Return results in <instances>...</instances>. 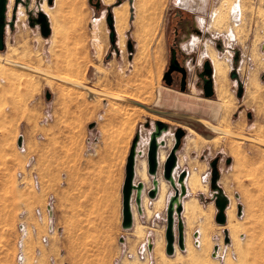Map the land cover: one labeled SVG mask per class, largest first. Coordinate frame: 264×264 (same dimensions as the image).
Returning a JSON list of instances; mask_svg holds the SVG:
<instances>
[{
    "label": "rangeland",
    "instance_id": "1",
    "mask_svg": "<svg viewBox=\"0 0 264 264\" xmlns=\"http://www.w3.org/2000/svg\"><path fill=\"white\" fill-rule=\"evenodd\" d=\"M16 1L11 4L8 21L13 19ZM23 1L18 4L13 26L5 27V48L0 56L51 70L56 76L71 72L92 89L218 125L215 120L222 112L217 103L219 94L215 91L208 102L196 75L209 44L217 57L230 60L224 82L233 107L229 121H243L246 129L241 134L264 137V0H188L187 8L179 4L180 0H100L99 9L95 7L97 0L94 4L90 0H53L51 5L49 0ZM141 4L145 8L140 20L137 7ZM237 5L243 11L238 26L233 16ZM123 6L128 9V19L123 31L118 32L114 12ZM220 8L226 10V16L218 25L213 15ZM40 13L50 22L48 38L42 35ZM178 28L189 69L186 92L166 82L172 81L166 73ZM236 52L240 53L239 77L234 80L230 74ZM27 76L0 67V264L264 263V254H255L264 246V148L243 141L237 154L231 136V140L227 135L220 137L183 116L143 112L109 96L90 99L89 92L81 87L74 89L70 83L52 77L53 85L39 75ZM252 78L259 86L258 97L253 93ZM240 84L242 98L238 96ZM210 91L208 82L207 95ZM158 122L167 130L156 138L177 160L173 182L164 179L171 184L167 199L163 203L150 201L151 188L140 212L134 192L131 208L138 211L134 227L111 232L114 226L111 203L105 196L110 185L106 179L113 165L122 164L125 154L130 153L136 135L152 139ZM91 125L95 127L91 129ZM167 133L176 138L171 151L164 138ZM20 138H24L21 147ZM111 144L121 151L104 152L103 147ZM181 161L183 167L179 166ZM125 162L127 166L128 159ZM184 171L186 177L192 173V180L198 182L189 189L185 186L181 202L182 209L184 200L189 202L192 211L183 209L180 218L175 213L170 224L169 198ZM147 174L150 176L149 169ZM134 182H141L136 175ZM246 184L258 189L263 202L256 216L248 214L239 219L236 193L244 194L252 210L258 206ZM219 190L230 201L225 225L216 220ZM180 229L185 238L183 251L178 247ZM200 230L203 247L197 238ZM224 231H229L231 244ZM171 238L177 250L169 256L166 247ZM148 241L150 258L140 261L137 252ZM218 245L223 258L214 259Z\"/></svg>",
    "mask_w": 264,
    "mask_h": 264
},
{
    "label": "water",
    "instance_id": "2",
    "mask_svg": "<svg viewBox=\"0 0 264 264\" xmlns=\"http://www.w3.org/2000/svg\"><path fill=\"white\" fill-rule=\"evenodd\" d=\"M9 1L10 0H0V51H4V48H5V43L3 42V38H4V34H5V30H6V25H10V26H13L14 24V21L16 20V11H17V8H18V4L20 2L24 3L23 0H17L16 1V4H15V7H14V10H13V13H14V16H13V19L11 21H8L7 20V10H8V5H9ZM90 2L92 4H94V0H90ZM53 3V0H49V4L51 5ZM102 5V2L100 0H97L96 4H95V7L96 8H100ZM110 19V23H111V20H112V15H110L109 17ZM38 22L40 24V27H42V35L43 37L45 38H48V36L51 34V26H50V22L48 20V17L46 16V14L44 13H40L39 14V18H38ZM172 51V55H171V60H170V65L173 66V65H178L177 63V58H176V51L175 50H171ZM238 55H239V52H237V56H236V59L235 61L237 62L238 60ZM5 65H11V66H15L16 68H19V69H25L26 71H31L33 73H37V74H40V75H43V76H47V77H52L54 79H57L61 82H67V83H70V84H73L77 87H81L83 89H85L86 91H88L89 93L91 94H96V95H101V96H104V97H110V98H115L119 101H124V102H127V103H130V104H133L135 106H140L142 107L143 109L149 111L150 113H155V114H159V115H163V116H175V117H185L191 121H194V122H198L200 124H202L203 126L207 127V128H217L216 125L212 122H208L207 120L203 119V118H200V117H193V116H190V115H185V114H178V113H173V112H164V111H161L159 109H156V108H151L147 105H144L140 102H135L133 100H130L129 98H126V97H120V98H117L118 96H115L113 94H106L104 92H101V91H98L96 89H92L88 86H85L83 85L82 83H74L72 81H69L67 79H62L60 78L59 76H56L52 73H46L44 71H41V70H37V69H32V68H28L26 66H23V65H15V64H12L8 61L4 62ZM206 70L208 71L207 76H210L211 75V66L210 64L208 63L206 65ZM172 71V68H170V70L167 72V74L170 75ZM231 78L234 79V80H237L238 79V73H236V71H234L232 74H231ZM166 80V78H165ZM184 80V79H183ZM167 84L168 85H171L172 84V81L169 82L167 81ZM208 82H210V93L209 95H206L207 98L211 97L212 95H214L213 93V90H212V80H208ZM207 82V83H208ZM207 88V87H206ZM182 90H185V80L183 82V85H182ZM238 96L240 98L243 97V86L242 84L239 85V91H238ZM249 118H251V115L249 114ZM157 124V131L154 132L153 136L151 137V141H150V145H149V155H148V159H149V174L151 176H156L157 175V172L159 170V167H158V159H157V150H158V146H159V142L157 140L156 137L160 136L161 133L164 131V130H167V126L165 125H162L160 124L159 122L156 123ZM95 126L94 125H91V129H93ZM209 128V129H210ZM217 133L219 134H222V135H227V136H231L233 138H236V139H242L246 142H249V143H256L262 147H264V141H261V140H258L256 138H252L250 136H247V135H244V134H241V133H234L232 131H228V130H223V129H217L216 131ZM135 140L133 141V144H132V147H131V150H130V156L128 158V163H127V176H126V180H125V187H124V191H123V197H124V203H123V211H124V216H123V223H122V226H123V229L124 230H127V229H131L133 228V223H134V214H133V211H132V208H131V202H132V199H133V193L136 192V195H135V200H136V204H137V207H138V211L141 212V207H142V200H143V191L145 189V185L143 182H140L139 184H135L134 180H135V175H136V158H137V149H138V146H139V135H136V137L134 138ZM180 141V138H178V142ZM19 143V146L21 147L23 145L22 143V140L20 139L18 141ZM176 163H177V160H176V157H175V154L172 153L169 157V160L168 162L164 165L165 167V170H164V178L165 180L169 181V180H173L172 179V173L173 171L175 170V168L177 167L176 166ZM185 177H186V172L184 171L180 177H179V182L180 184H183L185 181ZM217 179H215L216 181ZM154 187L153 189H151V191L148 192V196L151 198V199H155L157 197V194L159 192V181L155 178L154 179ZM173 182V181H172ZM186 194V187H185V184L182 185L181 187V190H178L176 189L175 191V194L173 197H171V199L169 200V205H168V214H169V223L171 224L172 223V219H173V216L175 213L178 214V216L180 217L182 215V212H183V209H182V206H181V201H180V198L181 197H184V195ZM230 203L229 201V198L226 197L224 194H222V191L219 190V194L217 196V201H216V206L217 208L219 209V213L216 217V220H217V223H220L222 225H225L227 222H226V210H227V206L228 204ZM239 208V211H238V216L240 217L242 215V208L238 207ZM180 240H179V243H178V247L180 250H184L185 249V238H183V232L182 230L180 229V236H179ZM228 241V240H227ZM218 249V247H215V251ZM175 252V244H174V239L171 238L168 240V244H167V247H166V253L171 256Z\"/></svg>",
    "mask_w": 264,
    "mask_h": 264
},
{
    "label": "bare ground",
    "instance_id": "3",
    "mask_svg": "<svg viewBox=\"0 0 264 264\" xmlns=\"http://www.w3.org/2000/svg\"><path fill=\"white\" fill-rule=\"evenodd\" d=\"M154 1V0H153ZM194 1V0H193ZM200 1V0H199ZM146 2H147V0H146ZM195 2V1H194ZM197 2V1H196ZM143 3V2H142ZM146 4L147 3H145V6H146ZM179 4L182 6V7H185V8H187L188 7V5H189V2H188V0H180L179 1ZM193 4V3H192ZM148 5V4H147ZM124 6H126V5H124ZM123 6V7H124ZM138 6V5H137ZM224 6V5H223ZM140 10H139V9ZM144 4H141V6H139V7H137V9L139 10V19L141 20V18H143V17H141V15L144 13ZM243 10V9H242ZM44 11H45V6H44ZM128 12V9H127V7H124V8H117V9H115V24H117V27H116V29L118 30V32L119 31H123V29L125 28V26H124V22H126V21H124L125 20V18H127L126 16H127V13ZM240 12H243V11H241V9H240V6L239 5H237V7L234 9V12H233V16H234V18H235V22L237 23V26H238V24L240 25V23H241V20H240V15H241V13ZM143 16V15H142ZM226 16V10H224V9H218L216 12H215V14L213 15V21H214V23L215 24H217L218 23V25L219 24H221V22H222V20H223V18ZM128 19V18H127ZM127 28V27H126ZM212 47H210L209 48V50H210V58H211V60H212V64H213V67H215L214 68V73H215V79H216V81H217V93L219 94V99H218V104L220 105V107H221V118L219 119V125H216V127L217 128H213L212 127V129L210 128H207L209 131L211 130V131H213V132H216L217 131V129L219 128V129H223V130H228V131H232V132H234V133H238L239 134V132L240 133H245V129H246V126H245V124L243 123V121H238V122H235V123H233V122H231V121H229V115H230V112L232 111V109H233V107H232V102L229 100V94L227 93V90H226V88H225V84H224V82H225V80H226V74H227V72H228V70H229V68H230V65L229 64H227L224 60H219L218 59V57H217V55H216V52L214 51V50H212L211 49ZM6 61H8V62H10V63H12V64H15V65H23V66H26V67H28V68H32V69H37V70H41V71H44V72H46V73H53L51 70H43V69H41L40 67H31L30 65H26V64H24V63H21V62H18V61H15V60H12L11 58H9V57H2V56H0V67H1V69H2V66L4 65V66H6V68L8 67V68H10V70L11 71H13L16 75H18V76H23V74H26V75H30V76H32V77H35V75H39L40 77H42V78H44V79H47L48 80V83L49 84H52L53 85V81H54V79H52L51 77L49 78V77H47V76H43V75H40V74H37L36 72L35 73H33V72H31V71H26L25 69H19V68H16L15 66H11V65H5V63L4 62H6ZM5 69V68H4ZM65 72H63V74H64ZM57 74V73H56ZM60 74H62V73H58L57 75L60 77V78H62V79H67V80H69V81H72V82H74V83H81V81H80V77H78L77 75L75 76V75H73L71 72L69 73V72H66L64 75H60ZM30 76H27V77H30ZM257 80H255V78H252V82H251V86H254L256 89L255 90H253V91H255V92H253V93H256V97H258V90H259V86L257 85ZM65 83H67V82H65ZM70 87H72V88H74V89H78V88H76L75 87V85L73 86V84H70L69 85ZM82 91V90H81ZM84 92V91H83ZM114 95V94H113ZM252 95H254V94H252ZM98 95H96V94H91V93H89L88 94V97H90V99H94V98H96ZM115 96H118L117 98H120V97H122L121 95H115ZM254 96V97H255ZM123 97H125V96H123ZM97 98H100V97H97ZM126 98H128V97H126ZM101 99H102V97H101ZM112 99H115V98H112ZM130 100H133V101H135V102H140V103H142V104H144L145 105V103H143L142 101H140L139 99H133V98H129ZM115 100H117V99H115ZM121 102V101H120ZM124 102V101H123ZM122 102V103H123ZM125 103H127V102H125ZM128 104H130V103H128ZM130 105H133V104H130ZM133 106H135V105H133ZM138 106V105H137ZM137 106H135L136 108H137ZM138 107H140V106H138ZM140 108H142V107H140ZM143 109V108H142ZM145 110V109H144ZM143 110V111H144ZM147 111V110H146ZM145 112V111H144ZM154 117V116H153ZM158 120H161V121H163V122H165L164 120H162V119H158ZM193 133H195V131H193L192 129H190ZM191 131H189V132H191ZM196 134V133H195ZM219 135H222V134H219ZM226 136V135H225ZM225 136L224 135H222V136H220V137H224L225 138ZM253 137H256V138H258L259 140H262V141H264V137H260V135H258V134H256V133H254V135H252ZM261 136H263V135H261ZM228 137V136H227ZM175 138V137H174ZM210 138H212L211 137V135H210V137H209V139ZM232 138V140L230 139V136H229V139L232 141V143H233V145H234V147H236L235 149H237L238 150V148L240 147L239 145L244 141V140H242V139H236V138H234L233 139V137H231ZM176 139V138H175ZM236 139V140H235ZM215 141H216V139H214ZM141 141V140H140ZM140 143V142H139ZM244 143V142H243ZM196 144V143H195ZM255 144V143H254ZM160 145V144H159ZM257 145V144H256ZM260 146V145H259ZM139 147V146H138ZM262 147V146H261ZM262 148H264V147H262ZM241 149V148H240ZM234 150V149H233ZM233 150H232V152H233ZM237 150H235L234 151V153H237L238 154V152H239V150L237 151ZM241 153V152H240ZM140 176L142 177V179L143 180H145V181H147V177H146V174H145V172L143 171L142 173H140ZM189 177V176H188ZM187 177V178H188ZM194 177V176H193ZM165 179V178H164ZM188 180V186L189 187H191L193 184H196L197 185V181H194V180H192V177H191V175H190V177L187 179ZM196 180V179H195ZM185 181V180H184ZM183 184H185V182L183 183ZM183 184H180V182L179 181H177V185L175 186V188L176 189H178V190H181V187H182V185ZM159 189H160V193L158 192V194H159V196H158V194H157V197L155 198L156 200H155V202H160L161 203V201H162V203H163V201L164 200H166L167 198V193H168V189H167V186H166V184L163 182L162 184H161V187H160V182H159ZM174 196V195H173ZM172 196V197H173ZM170 199H171V197H170ZM169 199V200H170ZM183 197H181L180 198V201L181 202H183ZM154 201V200H153ZM154 202V203H155ZM159 203V204H160ZM158 204V205H159ZM185 205L183 206V209H186V210H191V208H192V205H189L190 203H188V202H186V203H184ZM157 205V206H158ZM164 205V204H163ZM190 206H191V208H190ZM185 211V210H184ZM192 211V210H191ZM229 211V210H228ZM232 211V210H231ZM230 212V211H229ZM228 212V213H229ZM133 214H134V212H133ZM231 215V214H230ZM180 218V217H179ZM134 222H135V215H134ZM133 225H134V223H133ZM134 227V226H133ZM127 230H130V229H127ZM126 230V231H127ZM176 250H177V247L175 246V252H176ZM186 250V249H185ZM215 258L217 257L216 255L214 256Z\"/></svg>",
    "mask_w": 264,
    "mask_h": 264
},
{
    "label": "crops",
    "instance_id": "4",
    "mask_svg": "<svg viewBox=\"0 0 264 264\" xmlns=\"http://www.w3.org/2000/svg\"><path fill=\"white\" fill-rule=\"evenodd\" d=\"M13 1L14 0H10L9 1L8 13H6L7 16H8V14L10 16V13L9 12H10L11 4H12ZM261 48L263 49L262 50L263 51L262 56H264V42L262 43ZM262 58L264 60V57H262ZM263 75H264V71H263ZM260 86H261V84H260ZM195 98H197V96ZM127 105L136 108L133 105H130V104H127ZM137 108L140 109V110H142V111L144 110V109H142V108H140L138 106H137ZM144 111H146V110H144ZM156 119H161V118H156ZM162 120H164V119H162ZM164 138H166V140H167V146L169 147V151H171V149L174 146V141H175L174 134L167 133L164 136ZM20 139L22 141L24 140V138H20ZM122 139H123V137H122ZM140 139H141V141H140L139 147L137 149L138 155H137V158H136V166H135V168H136V178H137V180L140 179V181L143 182L144 185H145V189H144L143 194H142V196H143L142 207H144L145 206V203H147V201H148L147 199H149L148 196H147L146 191L149 190V189H151V188L153 189V187H154V185H153L154 182L153 181H154L155 178L160 182V187H161V184L164 182L166 184V186H167L168 192L170 190L171 184L169 182L165 181L164 180V176H163V168H164L163 166H164V164H166L168 162V160H169L168 156L170 155V152H166V150L163 147V145H161L162 144L161 143V139H159L160 140L159 141L160 148H159V151H158V153H159L158 162H159L160 171L154 177L151 176V175L148 176L147 172H148V169H149V159H148L147 150L149 148L150 140L151 139L148 138V137L144 138L142 136L140 137ZM103 148H104V152H106V153H110V152H113L115 150L121 151V148L116 147V145H112V144H111V146H104ZM130 150H131V148H130ZM128 154L127 153L125 154L124 161L122 162V164L115 163L113 165V168H112L113 170L111 172H109V178L106 179L107 180V183H109L110 185H109L108 188H106V191L105 192H107V193H105V196H106V198H108V200L111 203V206H110V208L112 209V215L111 216H113V219H112V222L111 223L114 226L113 229H111V232H120L121 230H124L123 229V226H122V223H123V211H122L123 210V197H122V193H123V189H124V186H125V179H126V173H127L126 172L127 168H126V164H125L126 162H125V160L128 159V157H129ZM179 166L183 167L182 166V161L180 162V165ZM143 171L146 174L147 181L143 180L142 177L140 176V173H142ZM178 174H179V172L176 170L175 171V176H177ZM191 174L192 173H189L187 175V177L188 176L190 177ZM187 177L185 178V186H187V188L189 189L190 187L188 186V183H187L188 182L187 179L189 177L188 178ZM91 180H93V179H91ZM92 185H94V184H92ZM88 187H86V191H87ZM246 187H247V191H250L251 193H253L254 196H256L257 202H258V204H257L258 206H257V208H256L255 211L252 210L250 207H248L247 202H246L247 199L244 196V194L243 193H236V195H238L237 196V200L240 202V203H237V208L238 207L242 208V218L243 219L248 214H249V216L250 215L256 216L259 213L258 207L261 208L260 206L262 205V202H263V200L261 198L262 195H260L258 193V189L256 187L254 188V185L246 184ZM90 190H91V187H90ZM159 193H160V189H159ZM158 196H159V194H158ZM170 197H172V196H170ZM155 200L154 201L153 200H150V201H152L154 203ZM184 203H185V200H184ZM230 207H231V205H230ZM230 209H229V211H230ZM133 211H134L135 220H136L138 211H137V209L135 207H134ZM238 218L239 219H242L240 217H238ZM246 226H247V224H246ZM224 233L226 235V239L227 240H229V241L232 240V237H230L229 231H228V234H227L226 231H224ZM115 238L116 237L114 236V239ZM197 238L198 239L200 238V247H203V245H204V238H203V232H202V230L199 231V237H197ZM231 243L232 242L230 241L229 244H231ZM218 246H219L218 248L220 249L221 248L220 245H218ZM215 247H217V246H215ZM214 252L215 253L213 254V258L215 259V257H214L215 254H218L219 252L217 250L216 251L214 250ZM258 253L259 254H264V246H260L258 248V250H257V252L255 254L257 255ZM256 264H258V263H256ZM260 264H264V263L261 262Z\"/></svg>",
    "mask_w": 264,
    "mask_h": 264
},
{
    "label": "flooded vegetation",
    "instance_id": "5",
    "mask_svg": "<svg viewBox=\"0 0 264 264\" xmlns=\"http://www.w3.org/2000/svg\"><path fill=\"white\" fill-rule=\"evenodd\" d=\"M180 30L181 29L178 28V31H175V35H174V37H175L174 46L171 47L170 50H169V51H171L173 49V50L176 51V58H177V63H178L177 69H175V70L172 69L170 75L167 74V73H166V75H169L170 80H172V84L170 85V87H177V88H179V90L181 92H186L187 89H188V84H189V79H188L189 69H188V67L186 65V62H185V58H186L187 54L185 52L181 51V47H180V43H179L180 37H178V34H179V31ZM194 31L197 34H200V31L197 28H194ZM195 42L196 41H193V43L191 44V47L194 48L196 46V43ZM210 47L211 46L209 44H207V46L205 47V50H206L205 56H206V58H205V60L200 61V63L198 64V69H197L198 72L196 73V75H197V77L199 79L198 85L201 88L202 93L205 95V99H207L208 102L210 101V98L215 97V95L217 93V81L215 79V73H214V68L215 67H213V64H212L213 62L211 63L212 60H211V58L209 56L210 55V50H209ZM217 48L220 49L221 48V45L220 44H217ZM212 50H214V49H212ZM171 55H172V51H171ZM236 56H237V52L235 53V57L233 59V64H235V66H234L233 71L231 72V74L234 71H236V73H238V77H239V70H238V67L237 66L239 64L240 53L238 55L237 62L235 61ZM218 59L219 60H224L227 64L230 65L229 70L231 69V64H230V60L229 59H225L223 57L221 58L219 56H218ZM208 63L211 66V75L210 76H207V74H206V73H208V71L206 70V65ZM172 67H174V66H171L170 65V62H169L168 69L167 70L169 71L170 68H172ZM231 74H230V77H231ZM183 79L185 80V90H182V85H183V82H184ZM208 80H212V90H213V93H214V95H212L209 98H207V96H206L207 95V93H206V89L207 88L206 87H207V84H208L207 83ZM215 91H216V93H215ZM192 97L195 98L196 96H192ZM197 98H199V97H197ZM217 103H218V100H217ZM219 117L221 118V115ZM219 117H218V119H220ZM218 119H216L215 122L219 125V122H218L219 120Z\"/></svg>",
    "mask_w": 264,
    "mask_h": 264
},
{
    "label": "built area",
    "instance_id": "6",
    "mask_svg": "<svg viewBox=\"0 0 264 264\" xmlns=\"http://www.w3.org/2000/svg\"><path fill=\"white\" fill-rule=\"evenodd\" d=\"M240 218H242V215L240 216ZM218 247V246H217ZM141 250H139L137 252L138 254V258L140 261L144 260V261H148V259L150 258L151 255V245L149 243V241L146 243V245L143 246V248H140ZM217 251L219 252L218 254H215L217 257L216 258H223V256L221 255V251L218 248ZM152 264V263H150Z\"/></svg>",
    "mask_w": 264,
    "mask_h": 264
}]
</instances>
